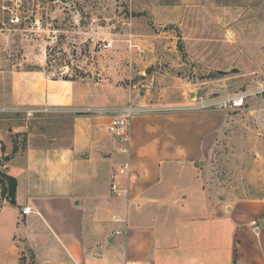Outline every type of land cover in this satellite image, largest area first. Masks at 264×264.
Here are the masks:
<instances>
[{
    "label": "rangeland",
    "instance_id": "1",
    "mask_svg": "<svg viewBox=\"0 0 264 264\" xmlns=\"http://www.w3.org/2000/svg\"><path fill=\"white\" fill-rule=\"evenodd\" d=\"M17 71L84 84L94 106L164 110L227 100L264 84V0H0V99ZM222 115L201 163L209 198L224 206L263 200L264 104L256 97ZM52 116L63 121L0 117V148L13 157L29 135L51 132ZM44 235L36 217L7 209L1 264H37L22 240L38 245Z\"/></svg>",
    "mask_w": 264,
    "mask_h": 264
},
{
    "label": "crops",
    "instance_id": "2",
    "mask_svg": "<svg viewBox=\"0 0 264 264\" xmlns=\"http://www.w3.org/2000/svg\"><path fill=\"white\" fill-rule=\"evenodd\" d=\"M4 87L0 106H94L84 84L44 73L17 71ZM57 115L63 121L52 116L48 135H29L10 156L16 198L1 212L31 208L22 215L36 217L46 235L22 244L37 264H264V199L224 206L206 190L201 163L222 111L136 116L130 155L109 135V117Z\"/></svg>",
    "mask_w": 264,
    "mask_h": 264
},
{
    "label": "built area",
    "instance_id": "3",
    "mask_svg": "<svg viewBox=\"0 0 264 264\" xmlns=\"http://www.w3.org/2000/svg\"><path fill=\"white\" fill-rule=\"evenodd\" d=\"M12 24L20 22V17L15 15L12 19ZM133 42V41H132ZM131 43V41H130ZM104 47L110 49L113 47L112 42H107ZM142 52V55H145ZM259 97L264 104V84L259 86L255 91H247L240 93L227 100H220L217 102H203L202 104H192L181 108H168V109H153L146 106H138L133 103L119 108L106 107V106H87L82 108H64L49 105L37 106H20V105H7L0 106L1 120L6 122H32L35 120L43 119L50 115H57L61 113H72L76 116H93V117H109L110 124L108 126L109 135L118 140L121 144L120 152L124 155H130V148L132 143V120L139 115H145L156 112L164 111H177V110H190V111H203V110H219V111H237L247 107L250 99ZM18 131V129H15ZM10 159V154L3 152L0 148V215L1 212L10 206L11 196L10 187L7 180V170ZM130 172V164L127 161L123 164L120 174L128 175ZM115 181V176H112ZM113 191H117V186L113 184ZM32 212L31 208L25 207L22 209L23 215H28ZM1 264V261H0ZM119 264H133V263H119Z\"/></svg>",
    "mask_w": 264,
    "mask_h": 264
},
{
    "label": "trees",
    "instance_id": "4",
    "mask_svg": "<svg viewBox=\"0 0 264 264\" xmlns=\"http://www.w3.org/2000/svg\"><path fill=\"white\" fill-rule=\"evenodd\" d=\"M7 180L9 182V187H10L11 203L14 204L16 198V191H17V181L9 176H7Z\"/></svg>",
    "mask_w": 264,
    "mask_h": 264
}]
</instances>
